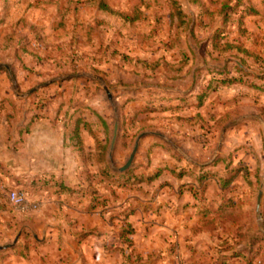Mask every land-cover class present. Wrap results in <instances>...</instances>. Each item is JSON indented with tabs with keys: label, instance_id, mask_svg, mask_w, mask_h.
Segmentation results:
<instances>
[{
	"label": "rangeland",
	"instance_id": "1",
	"mask_svg": "<svg viewBox=\"0 0 264 264\" xmlns=\"http://www.w3.org/2000/svg\"><path fill=\"white\" fill-rule=\"evenodd\" d=\"M50 97L86 132L55 202L67 230L118 237L113 264H264V0H0V120ZM142 133L129 169L154 178L129 189L119 169ZM10 189L0 246L24 257L44 204L27 194L39 205L21 213Z\"/></svg>",
	"mask_w": 264,
	"mask_h": 264
},
{
	"label": "crops",
	"instance_id": "2",
	"mask_svg": "<svg viewBox=\"0 0 264 264\" xmlns=\"http://www.w3.org/2000/svg\"><path fill=\"white\" fill-rule=\"evenodd\" d=\"M49 100L43 109L33 108L32 105L24 109L22 119L20 114L16 116L14 114L11 128L5 115L0 120V165L2 167L0 181L11 189H22V185H15L10 177H16L19 183L40 181L41 185L36 189H33L34 186L32 187L31 184L25 185L24 188L31 199L34 200L37 197L42 199L44 205L40 216L45 219L40 225L43 234L41 237L33 235L38 242L35 247L29 248L26 258L20 252L15 256L14 253L0 250V264H113L110 262V256L119 255L109 253L107 247L114 243L118 244V237L107 236L104 231H100L102 235L98 236L92 234L78 236L76 231L79 232L85 227L86 231L91 233L96 226L91 223L89 226L81 225V229L76 231L74 228L67 230L66 221L56 220L61 212L56 209L55 202H58L57 198L60 200L63 197L68 198L74 191V186L78 182L77 174L81 159L78 152L79 145L73 138V129L71 131L68 129L69 125L66 124L63 113L60 112L61 102L56 104L52 97ZM15 103L18 102L14 101ZM79 137L82 147L86 148V132L82 126L79 127ZM188 163L192 162L187 160ZM76 204L82 205L80 202ZM4 209L0 205V244L8 242L7 232H11L14 227V221L7 212L8 209H5L6 211ZM190 209L192 210L193 206H190ZM94 211L95 209L90 213ZM37 223H33L32 226H37ZM198 223V221L195 223L197 228L200 227ZM29 226L31 227V224L27 223L24 228ZM97 228H99L98 225ZM17 240L18 238L14 244ZM72 242L78 248H74V245L69 247ZM93 255H96V258ZM135 255L136 257L132 260L137 259L138 263L142 264H153L144 261L143 253L137 252ZM137 261H132L131 264H137Z\"/></svg>",
	"mask_w": 264,
	"mask_h": 264
},
{
	"label": "trees",
	"instance_id": "3",
	"mask_svg": "<svg viewBox=\"0 0 264 264\" xmlns=\"http://www.w3.org/2000/svg\"><path fill=\"white\" fill-rule=\"evenodd\" d=\"M15 106V105H14ZM12 119H13V115H7V122H8V124H9V128H11V121H12ZM79 121L80 120H77L76 121V125L74 126V128H73V133H74V136H73V138L74 139H76V141H77V144L79 145V147H82V143H81V139H80V137H79ZM0 168H2L1 167V165H0ZM145 175H143V174H138L136 171H135V168H131V169H128L127 171H125V172H122L121 174H120V176H119V185H122V186H124V187H127V188H129V189H132L133 187H134V183L133 182H141L143 179L144 180H147V181H151L154 177H144ZM10 179L14 182V184L15 185H19V184H21L22 185V189H17V190H20V191H24V192H27L26 190H25V185H27V184H31V186L33 187V189H36V188H38L40 185H41V183H40V181H35V180H33V181H31V183H24V182H18V180H17V178L16 177H10ZM121 180H122V182H121ZM24 188V189H23ZM16 189V188H15ZM94 194V193H93ZM103 205L104 203H102V202H95L94 204H92V206L90 207L91 209H94V208H96V206H98V205ZM206 223H209L210 221H205ZM204 223V222H203ZM197 229H199V230H202V229H204V230H206V228H205V225L203 224L202 226H200V227H198ZM113 245V244H112ZM112 245L111 246H109V247H107V249L109 250V251H112L111 250V247H112ZM113 250H117L116 248L115 249H113ZM120 251H121V249H120ZM25 257H27V255H25Z\"/></svg>",
	"mask_w": 264,
	"mask_h": 264
},
{
	"label": "water",
	"instance_id": "4",
	"mask_svg": "<svg viewBox=\"0 0 264 264\" xmlns=\"http://www.w3.org/2000/svg\"><path fill=\"white\" fill-rule=\"evenodd\" d=\"M37 88H39V86H37V87L33 88L32 90H30V91L27 93V95L32 94L34 91L37 90ZM118 129H119V125H118V123H115V125H114V130H113V136H112V140H111V145H110V150H111V151L113 150L114 145H115L116 140H117V137H118ZM145 135H146V133H142V134H140V135L137 137V139H136V141H135V144H134V146H133V149H132V151H131V153H130V155H129V158L127 159V161H126V163L123 165V167H121V168L119 169V172H125V171H127V170L132 166V164H133V162H134V160H135L136 153H137L138 148H139L140 140H141V138L144 137ZM261 195H262V193L260 192V193H259V197H258V202H257V211H258V212H259V210H260ZM11 246H13V245H11ZM9 247H10V246H7V245L0 246V250L7 249V248H9Z\"/></svg>",
	"mask_w": 264,
	"mask_h": 264
},
{
	"label": "built area",
	"instance_id": "5",
	"mask_svg": "<svg viewBox=\"0 0 264 264\" xmlns=\"http://www.w3.org/2000/svg\"><path fill=\"white\" fill-rule=\"evenodd\" d=\"M7 198L12 207L21 213L31 212L37 209L39 205L38 202L31 201L26 192L15 188L9 190Z\"/></svg>",
	"mask_w": 264,
	"mask_h": 264
}]
</instances>
